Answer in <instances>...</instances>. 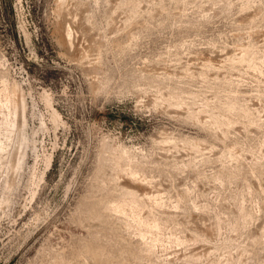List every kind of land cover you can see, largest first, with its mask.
Instances as JSON below:
<instances>
[{
  "label": "rangeland",
  "instance_id": "rangeland-1",
  "mask_svg": "<svg viewBox=\"0 0 264 264\" xmlns=\"http://www.w3.org/2000/svg\"><path fill=\"white\" fill-rule=\"evenodd\" d=\"M0 264H264V0H0Z\"/></svg>",
  "mask_w": 264,
  "mask_h": 264
},
{
  "label": "bare ground",
  "instance_id": "bare-ground-1",
  "mask_svg": "<svg viewBox=\"0 0 264 264\" xmlns=\"http://www.w3.org/2000/svg\"><path fill=\"white\" fill-rule=\"evenodd\" d=\"M62 39L63 41H66V38L64 37V34L62 33ZM11 93H9L7 96V99L10 101V103L13 105L15 110H23V105L21 103V94L19 88L15 85V87L10 90Z\"/></svg>",
  "mask_w": 264,
  "mask_h": 264
}]
</instances>
